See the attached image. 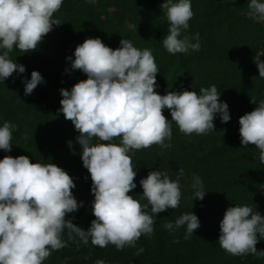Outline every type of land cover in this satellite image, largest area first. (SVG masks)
Masks as SVG:
<instances>
[{
    "label": "clouds",
    "instance_id": "1",
    "mask_svg": "<svg viewBox=\"0 0 264 264\" xmlns=\"http://www.w3.org/2000/svg\"><path fill=\"white\" fill-rule=\"evenodd\" d=\"M63 2L0 0V81L26 71L10 52L14 47L21 53L36 50L53 26L62 23L54 19V13ZM160 8L169 22L163 47L173 55L200 51V34L184 35L194 15L192 0H163ZM247 15L264 22V0H249ZM73 56L66 57L71 69L81 70L87 78L78 80L70 90L60 89L59 112L79 133L75 139L91 176L95 219L84 229L72 222L75 217L68 218L67 214L77 211L83 202L75 198L72 189L76 185L65 169L52 162H32L26 155H4L0 159V264H43L53 251L68 246L63 238L65 230L69 240L78 237L84 244L91 240L95 246L113 244L118 250L135 246L142 235L154 232L158 213L180 206L184 173L180 169L173 179L167 172L150 170L139 181L142 198L147 200L142 204L129 194L137 187L129 153L153 144L170 148L173 121L186 135H202L215 129L217 114L222 123L231 119L229 105L220 99L215 84L198 92L182 89L159 94L155 90L159 68L152 50L139 49L128 38H122L120 46L113 49L99 37H88L75 47ZM254 62L258 76L264 78V60L256 55ZM23 82L24 94L30 95L44 78L33 70L30 79ZM252 102L256 107L239 117L241 145H255L264 164V99ZM164 109L171 119L163 114ZM14 129L9 121L0 125V150L5 153L11 151ZM117 137L119 143L115 142ZM67 143L75 154L72 141ZM191 188L193 199L203 200L207 192L199 175H193ZM164 227L170 232L184 227V239H190L200 220L190 211ZM219 229L220 246L230 254L264 256V250L256 248L264 238V215L257 209L246 204L228 206ZM143 251L141 247L137 255ZM96 264L105 261L98 259Z\"/></svg>",
    "mask_w": 264,
    "mask_h": 264
},
{
    "label": "trees",
    "instance_id": "2",
    "mask_svg": "<svg viewBox=\"0 0 264 264\" xmlns=\"http://www.w3.org/2000/svg\"><path fill=\"white\" fill-rule=\"evenodd\" d=\"M162 3L163 0H98L96 4H89L87 0H64L54 13V19L62 23L53 26L51 34L44 36L36 50L21 53L14 47L10 57L25 65L26 71L14 72L4 82L0 81V125L11 122L15 126L16 141L26 129L31 139L26 149L16 154L0 150V159L4 155H26L32 162H52L65 169L76 185L72 189L75 198L83 202L67 216L75 217L72 222L87 229L95 219L91 211L92 180L83 166L75 139L79 133L59 112L60 89L70 90L74 83L87 76L81 70L71 69L66 57L73 56L75 47L88 37H99L113 49L120 46L122 38H128L137 48L152 50L159 68L156 74L159 86L155 89L159 94L182 89L198 92L201 87L215 84L221 93L220 99L229 105L231 116L230 121L222 123L217 114L214 122L218 141L210 152L200 156L188 146L186 134L174 121L170 148L153 144L149 148L133 149L129 154L137 173V187L129 194L142 204L147 203L142 198L139 181L150 170L167 172L175 179L183 169L181 186H187L191 185L194 174L198 175L203 166L209 165L210 169L201 175L207 193L203 200L195 198V204L190 205L182 201L187 194L181 190L180 206L158 213L154 232L142 235L135 246H126L123 250L113 244L95 246L91 240L84 244L78 237L69 240L65 230L63 238L68 246L53 251L43 264H96L98 259H103L105 264H264V256L232 255L218 241L219 221L228 206L246 204L264 215V164L259 160L260 151L251 143L242 146L239 134V117L256 107L253 99H264V78L258 76L254 62L256 55L264 60V22L249 18V0L233 3L192 0L194 15L184 35L198 32L202 47L198 52L190 50L173 55L163 47L169 22L160 8ZM33 70L41 73L44 82L25 95L23 80L30 79ZM163 114L171 119L167 109ZM221 124L225 126L219 127ZM69 140L76 149L75 154L69 148ZM119 140L117 137L115 142ZM188 192L193 196V189ZM190 211L200 220V227L190 239H184L183 228L170 232L164 227L166 222H174ZM168 239H179V243L173 240L169 246ZM141 247L144 251L137 255ZM256 248L264 250V238Z\"/></svg>",
    "mask_w": 264,
    "mask_h": 264
},
{
    "label": "rangeland",
    "instance_id": "3",
    "mask_svg": "<svg viewBox=\"0 0 264 264\" xmlns=\"http://www.w3.org/2000/svg\"><path fill=\"white\" fill-rule=\"evenodd\" d=\"M51 31L49 32L50 34H51ZM214 125H216L215 122H214ZM222 126H225V125L221 124L219 127H222ZM216 131H217V129L215 127V129L213 131H210L207 134L198 135L196 133H192L191 135H185L186 140L189 143L188 146H190L192 149L194 148V150H193L194 153H197L199 156L201 154L210 152L211 149H212V146L218 141L217 137L215 138V136H216L215 132ZM30 139H31V136H30V133H29V131L27 129H26V131H24V133H22V137L18 141H16L15 140V136H13V138H12V143H13L12 148H14V150H11L12 152H14L13 154H16L18 151L26 149V146H28V142H29L28 140H30ZM208 166H203L201 171L198 173V175L200 177L207 169H210V167H208ZM191 189H192L191 185L181 186L182 192H185L187 194V196L184 195L182 201L184 203H189L190 205L195 204L194 203V199L195 198L193 199V196L188 192V190H191ZM172 211H174V210H172ZM182 228L185 229L184 227H182ZM169 234L173 235L172 233H169ZM173 240L172 239H168L169 246H170V243H172Z\"/></svg>",
    "mask_w": 264,
    "mask_h": 264
}]
</instances>
